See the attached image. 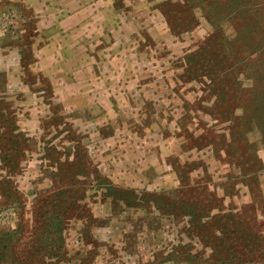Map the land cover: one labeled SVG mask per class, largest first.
Instances as JSON below:
<instances>
[{"label":"rangeland","instance_id":"1","mask_svg":"<svg viewBox=\"0 0 264 264\" xmlns=\"http://www.w3.org/2000/svg\"><path fill=\"white\" fill-rule=\"evenodd\" d=\"M221 1L0 0V264H264V29Z\"/></svg>","mask_w":264,"mask_h":264},{"label":"trees","instance_id":"2","mask_svg":"<svg viewBox=\"0 0 264 264\" xmlns=\"http://www.w3.org/2000/svg\"><path fill=\"white\" fill-rule=\"evenodd\" d=\"M241 4L244 3L245 7H247V9H251L248 11L249 13V19L245 22H244V28L246 29H249V30H253V31H259L261 29H264V19H263V16H264V8L263 9H252V7L255 6V4L253 5V2L255 0H238ZM228 3V0L227 1H221V9H225V8H229L231 7L230 4H227ZM241 4H237L236 7H240ZM230 9V8H229ZM258 36H261L260 34ZM249 48H251V46H249ZM261 55L258 56V69L254 70L252 72V79H253V87H255L253 90H252V94L255 95L256 98H258L259 100L261 101H264V50L261 51L260 53ZM219 59H221L219 61ZM210 60L211 62L214 61L215 63L213 65H216V66H222L225 64V62L223 61V58L222 56L220 55H216L214 58H211V59H208ZM210 73V72H209ZM206 75V74H205ZM217 96L221 97V100H224L225 98V90L221 89L219 90V92H215ZM252 104H255V102H253ZM263 104L262 102H258V106ZM108 191H110V189H108L106 191V194H108ZM111 191H113V193L115 195H120L121 193L122 194H128L127 192H122V191H115L113 189H111ZM262 213H264V210H262ZM58 213L57 215H52V219H53V224H48V223H42L41 224V233L42 234H46L47 236L48 235H51V238L50 239H47L45 238L44 241L45 243L47 242L48 244H52L53 246L52 247H57L55 245H57L59 242H60V238H59V229H60V224H61V215L64 214L62 213ZM38 232V230H36ZM6 236H13L12 234H6ZM32 236V235H29V237ZM6 249H8V246H5ZM59 247V246H58ZM20 263H26L24 260H21Z\"/></svg>","mask_w":264,"mask_h":264}]
</instances>
